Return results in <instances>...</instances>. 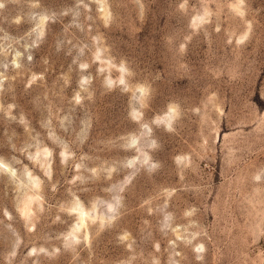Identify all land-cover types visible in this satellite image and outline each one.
<instances>
[{"label": "rangeland", "instance_id": "1", "mask_svg": "<svg viewBox=\"0 0 264 264\" xmlns=\"http://www.w3.org/2000/svg\"><path fill=\"white\" fill-rule=\"evenodd\" d=\"M0 264H264V0H0Z\"/></svg>", "mask_w": 264, "mask_h": 264}]
</instances>
